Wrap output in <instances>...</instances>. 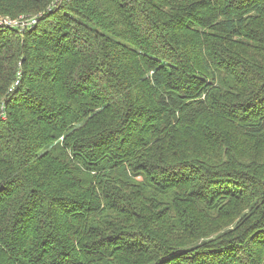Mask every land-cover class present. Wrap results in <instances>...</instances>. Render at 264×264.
<instances>
[{"label": "trees", "instance_id": "obj_1", "mask_svg": "<svg viewBox=\"0 0 264 264\" xmlns=\"http://www.w3.org/2000/svg\"><path fill=\"white\" fill-rule=\"evenodd\" d=\"M0 15V264H264V0Z\"/></svg>", "mask_w": 264, "mask_h": 264}, {"label": "built area", "instance_id": "obj_2", "mask_svg": "<svg viewBox=\"0 0 264 264\" xmlns=\"http://www.w3.org/2000/svg\"><path fill=\"white\" fill-rule=\"evenodd\" d=\"M37 22V16L36 17H29L26 18L24 16L19 17H8V16H2L0 15V27H16V28H25L31 24H34Z\"/></svg>", "mask_w": 264, "mask_h": 264}]
</instances>
